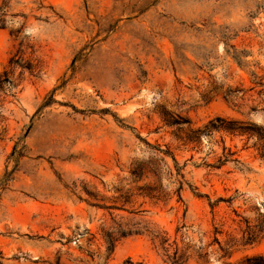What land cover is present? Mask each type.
<instances>
[{"label":"rangeland","instance_id":"374dc122","mask_svg":"<svg viewBox=\"0 0 264 264\" xmlns=\"http://www.w3.org/2000/svg\"><path fill=\"white\" fill-rule=\"evenodd\" d=\"M3 69L0 264H264V0H0Z\"/></svg>","mask_w":264,"mask_h":264},{"label":"trees","instance_id":"16d2710c","mask_svg":"<svg viewBox=\"0 0 264 264\" xmlns=\"http://www.w3.org/2000/svg\"><path fill=\"white\" fill-rule=\"evenodd\" d=\"M12 60H9V64H12ZM16 63V62H14ZM12 71H7L6 69H3V71L0 73V89L3 88V86L6 84L7 81L13 83V79L11 78ZM165 118L163 119L167 125H174V124H180L177 120H171V116L169 114H164ZM179 129V128H178ZM121 264H147L144 261H133L131 258H126Z\"/></svg>","mask_w":264,"mask_h":264}]
</instances>
